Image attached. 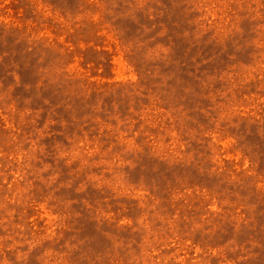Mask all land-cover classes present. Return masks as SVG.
Masks as SVG:
<instances>
[{
  "label": "rangeland",
  "instance_id": "obj_1",
  "mask_svg": "<svg viewBox=\"0 0 264 264\" xmlns=\"http://www.w3.org/2000/svg\"><path fill=\"white\" fill-rule=\"evenodd\" d=\"M0 264H264V0H0Z\"/></svg>",
  "mask_w": 264,
  "mask_h": 264
}]
</instances>
